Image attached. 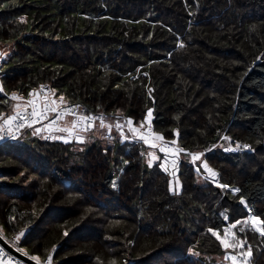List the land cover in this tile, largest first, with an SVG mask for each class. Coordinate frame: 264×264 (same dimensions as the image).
I'll use <instances>...</instances> for the list:
<instances>
[{
  "label": "trees",
  "instance_id": "trees-1",
  "mask_svg": "<svg viewBox=\"0 0 264 264\" xmlns=\"http://www.w3.org/2000/svg\"><path fill=\"white\" fill-rule=\"evenodd\" d=\"M7 41V92L47 82L83 112L128 129L149 126L152 107L151 127L183 150L174 191L159 148L106 130L114 143L26 133L5 142L7 234L21 233L42 258L54 251L55 264H230L228 252L249 248L251 262L264 264V237L245 205L264 221V0H0V44ZM14 104L0 91V113ZM223 135L254 152L224 151ZM187 151L240 191L200 175ZM228 221H240L243 248L209 231L223 234Z\"/></svg>",
  "mask_w": 264,
  "mask_h": 264
},
{
  "label": "built area",
  "instance_id": "built-area-1",
  "mask_svg": "<svg viewBox=\"0 0 264 264\" xmlns=\"http://www.w3.org/2000/svg\"><path fill=\"white\" fill-rule=\"evenodd\" d=\"M0 90L3 93H5L10 99L16 102L14 108L11 111L0 113V125H3L4 120H6L10 116H15L17 114H20L27 117L26 120L21 121L20 119H17L12 122L11 132L13 135H7L8 126L5 125L6 138L0 139V145L5 142L20 138L26 131H29L30 134L33 136H40L43 139L50 141H54L61 137H65L71 141L76 142L77 144H83L86 141L87 133L95 129L99 119L100 120L99 124L101 125V122H103L104 128L107 127L105 132V135L107 137H111L114 133H116L119 136L121 143L140 142L149 147L159 148L163 152V156L161 159V162L164 161V166H162L161 163V167L163 168V170L167 172L170 176H173L175 173H177V169L179 168L181 162L180 154L182 153L183 150L179 147L177 139H166L162 134L155 132L153 127H151L152 126L151 123L153 120V108H151V110L148 109V111L150 110V115L149 112L147 111L148 121L150 125L147 127L134 126L131 128V132H129L125 122L122 119H115L108 121L104 119L103 116L98 117V115L95 113L83 112L81 109V105L78 102H67L64 98L63 101L61 102L59 98L62 96L57 95V93L54 92L55 89L47 82H40L36 87L31 88L27 93L7 92L2 82V74L0 73ZM152 91L153 88H150V92ZM14 94H15V98H13ZM150 95L151 97H153L152 94ZM52 101H55V103H52ZM45 105H48V107L45 108ZM33 108H35L38 114L43 113L48 118L42 119L39 118L38 116H33L32 115ZM50 108H57V112L50 111L49 110ZM57 113H59L60 116L59 119H57ZM81 117H90L91 120L82 121ZM37 119H39V122L33 123L32 127L25 126L23 128H18V125L21 123L27 125L28 123H32ZM74 121L76 122L75 128H73ZM36 128L41 129V131L40 133L34 135L33 132ZM65 128L72 129L71 133L59 130ZM223 138L227 139V141H225L222 146V148L226 152L247 151L251 153L254 152L255 150L250 143L239 140L232 141L226 135H223ZM238 145H248L249 147L238 148L237 147ZM187 152L190 154L195 170L197 171V169H199V171L197 172L200 175L209 179L211 182H213L215 185L219 187H221L222 185H226L227 187H222V188L228 189L232 193H237V191L235 190L239 189V187L233 186L227 182H223L218 176L210 178L207 175H205V173L202 172L201 168L197 163V159H194V157L197 156L200 157L201 155L200 152L198 151H187ZM245 205L248 211L247 220L250 227L254 231L256 227L264 228V223H257L255 225L253 224V220H252L253 217H259L260 221H263V219L260 217V215H258L253 211L252 207L249 204L246 203ZM233 224H235L236 226L233 227ZM237 230L241 232V228L238 227L236 223L230 221H228L223 228V234L228 237L232 245H236L238 242H241ZM217 232L220 234L219 231ZM257 233L260 235L259 232ZM223 234L221 233L220 236ZM0 236L4 238L6 241H8L18 251L24 253L25 255L29 256L32 259L33 257H36L37 259H33V260L39 262L40 264H54L53 263L54 252L49 253L45 258H42L37 254L31 253L24 245L21 244V237H22L21 233L7 234L6 231L3 229V227L0 225ZM247 244L250 245L249 242ZM9 255H11V262L13 264H28L27 262L23 261L16 255L10 253L5 248V246L3 245L0 239V262H4L7 256ZM243 258L247 259L249 264H253L251 262L252 253L250 255H243Z\"/></svg>",
  "mask_w": 264,
  "mask_h": 264
},
{
  "label": "rangeland",
  "instance_id": "rangeland-1",
  "mask_svg": "<svg viewBox=\"0 0 264 264\" xmlns=\"http://www.w3.org/2000/svg\"><path fill=\"white\" fill-rule=\"evenodd\" d=\"M11 42L12 41H7V42H5V44H3V43H1L0 44V62L2 61V59H4L5 57H6V55H4L6 52H8V51H11V50H13V46L11 45ZM36 87V86H35ZM1 91V90H0ZM29 91V90H28ZM2 92V91H1ZM55 93H56V91H54ZM27 93V92H26ZM16 103V102H15ZM15 105V104H14ZM151 108L152 107H150L149 109L151 110ZM149 112V111H148ZM104 117V119H106V120H115L114 118H113V116H110V115H98V117ZM117 119V118H116ZM120 119V118H119ZM99 122H100V120L98 119V122H97V124H96V127H95V129H93L92 131H90V132H88L87 133V135L89 134V136H91L93 139L92 140H90L89 139V141H95V142H99V143H101V144H104V145H108V144H112V143H114V139H110V138H106L105 136H104V132H105V130L107 129V127H101V125L99 124ZM127 129H128V127H127ZM130 129H128V131H129ZM26 133V136H28V137H30V132L29 131H26L25 132ZM24 133V134H25ZM31 136H33V135H31ZM27 137V138H28ZM87 139V138H86ZM115 144H116V146L119 144V142L117 141V142H115ZM85 146H87V145H85ZM149 161L150 160H148L147 158L144 160V165L146 166V167H148V166H150L149 165ZM162 163V166H164V161H162L161 162ZM197 163H198V165H199V167L201 168V170H202V172L203 173H205V175H207L208 177H210V178H212L213 176H211L210 175V173H209V171H208V169H211L213 172H215L216 173V175H215V177L216 176H218V173H217V171L215 170V169H213V168H211V167H209L208 166V168H205L204 167V164L206 163L205 162V160L202 158V157H199V159H197ZM207 164V163H206ZM179 180V177H178V175H177V173H175L173 176H170V186H171V188H172V183L174 182V181H178ZM173 189V188H172ZM220 238L222 239V241H225L228 245H229V248H232L231 250H234V249H236V248H240L239 247V242L236 244V246H232V243L229 241V239H228V237L226 236V235H221L220 236ZM230 243H231V245H230ZM27 248V247H26ZM52 252H54V251H52ZM247 252V250L246 251H242V250H240V251H238V252H233V251H230V252H228L227 254H226V257H228V261L230 262V264L232 263V264H234V261L232 260V257L233 256H235L236 257V262H235V264H249V262H248V260L247 259H245V258H243V255H240V253H246ZM51 253V252H50ZM0 264H13L12 262H11V255H9V256H7V258H6V260L4 261V262H0ZM55 264V263H54Z\"/></svg>",
  "mask_w": 264,
  "mask_h": 264
},
{
  "label": "snow or ice",
  "instance_id": "snow-or-ice-1",
  "mask_svg": "<svg viewBox=\"0 0 264 264\" xmlns=\"http://www.w3.org/2000/svg\"><path fill=\"white\" fill-rule=\"evenodd\" d=\"M30 95H31V94H30ZM13 98H15V94L13 95ZM59 99H60L61 102L63 101V97H60ZM29 103H31V102H29ZM52 103H55V101H52ZM47 107H48V105H45V108H47ZM49 110L52 111V112H57V108H50ZM32 115H33V116H38L39 118H42V119H47V118H48V117H47L46 115H44L43 113H39V114H38V113L36 112L35 108H33V113H32ZM149 115H150V110H149ZM59 118H60L59 113H57V119H59ZM17 119H20L21 121H23V120H26L27 117H25V116H23V115H20V114H17V115H15V116H10V117H8L6 120H4V124H3V125H0V139H5V138H6V136H5V125L8 126V128H7V135H13L12 132H11V124H12L13 121H15V120H17ZM81 120H82V121H85V120L90 121L91 118H90V117H81ZM38 122H39V119H37L36 121H33L32 123H28L27 125H25L24 123H21V124L18 125V128H23V127H25V126H27V127H32V126H33V123H38ZM53 123H54V121H53ZM128 123H129V124H132V121L129 120ZM89 126H90V125H89ZM75 127H76V122L74 121V122H73V128H75ZM101 127H104L103 122H101ZM117 127H119V126H117ZM59 130H60V131H66V132H69V133H71V131H72V129H69V128L59 129ZM40 131H41V129L36 128V129L34 130L33 134H34V135H35V134H38V133H40ZM13 138H14V137H13ZM141 138H143V137H141ZM237 147H238V148H239V147L248 148L249 146H248V145H238ZM194 159H199V157H198V156H197V157H194ZM149 165L151 166V161H149ZM204 167H205V168H208V165L205 163V164H204ZM197 171H199V169H197ZM208 171H209V173H210L211 176L215 177V175H216L215 172H213L211 169H208ZM221 187H227V186H226V185H222ZM235 191L239 192L240 190H239V189H236ZM241 203L243 204V203H245V202H244L243 200H241ZM252 220H253V224H254V225L257 224V223H264V221H260L259 217H253ZM239 223H240V221H237V222H236V224H239ZM235 226H236V225L233 224V227H235ZM209 231L212 232V235L216 236L217 239H220L218 233L213 232L211 229H209ZM241 231H243V229H241ZM255 231L259 232L260 235H261V237H264V228H262V227H256V228H255ZM221 242L224 243L225 247H229V245H228L225 241H221ZM232 246L234 247V246H236V245H232ZM244 246H245V245H244V242H243V241L239 242V247L243 248ZM250 254H251V249H250V248H249V250H248L247 253H240V255H250ZM33 259H37V258H36V257H33ZM232 260L234 261V264H235V262H236V257L233 256V257H232Z\"/></svg>",
  "mask_w": 264,
  "mask_h": 264
},
{
  "label": "water",
  "instance_id": "water-1",
  "mask_svg": "<svg viewBox=\"0 0 264 264\" xmlns=\"http://www.w3.org/2000/svg\"><path fill=\"white\" fill-rule=\"evenodd\" d=\"M0 239H1L2 243H3V245L5 246V248L10 253L16 255L17 257H19L23 261L27 262L28 264H40L39 262H37V261L33 260L32 258H30L29 256L25 255L24 253L18 251L16 248H14L8 241H6L1 236H0Z\"/></svg>",
  "mask_w": 264,
  "mask_h": 264
},
{
  "label": "crops",
  "instance_id": "crops-1",
  "mask_svg": "<svg viewBox=\"0 0 264 264\" xmlns=\"http://www.w3.org/2000/svg\"><path fill=\"white\" fill-rule=\"evenodd\" d=\"M4 55H6V53L4 54ZM117 119H119V118H117ZM129 132H131V129L129 130ZM206 162V161H205ZM207 163V162H206ZM207 165L209 166V164L207 163ZM210 167V166H209ZM212 168V167H211ZM172 190H174V191H179L180 190V188H181V182H180V180H178V181H174L173 183H172Z\"/></svg>",
  "mask_w": 264,
  "mask_h": 264
}]
</instances>
